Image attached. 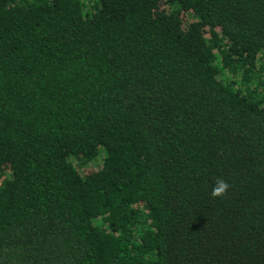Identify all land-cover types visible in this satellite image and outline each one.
I'll return each instance as SVG.
<instances>
[{
  "label": "trees",
  "instance_id": "16d2710c",
  "mask_svg": "<svg viewBox=\"0 0 264 264\" xmlns=\"http://www.w3.org/2000/svg\"><path fill=\"white\" fill-rule=\"evenodd\" d=\"M0 264H264V0H0Z\"/></svg>",
  "mask_w": 264,
  "mask_h": 264
},
{
  "label": "clouds",
  "instance_id": "9594fccd",
  "mask_svg": "<svg viewBox=\"0 0 264 264\" xmlns=\"http://www.w3.org/2000/svg\"><path fill=\"white\" fill-rule=\"evenodd\" d=\"M231 185L222 177H217L215 180V184L212 188L211 196L213 198L221 197L224 198L227 196L228 189Z\"/></svg>",
  "mask_w": 264,
  "mask_h": 264
}]
</instances>
